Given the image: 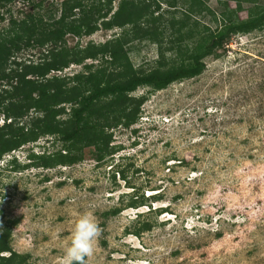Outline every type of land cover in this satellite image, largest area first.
<instances>
[{
	"label": "rangeland",
	"instance_id": "1",
	"mask_svg": "<svg viewBox=\"0 0 264 264\" xmlns=\"http://www.w3.org/2000/svg\"><path fill=\"white\" fill-rule=\"evenodd\" d=\"M53 1L33 13L59 16L62 0ZM229 4L247 18L245 5ZM208 5L216 9L217 2ZM28 9L20 3L0 9V32L8 35L12 28L9 11L21 20ZM119 32L100 28L81 40L71 37L68 46L102 44ZM130 48L137 69L155 66V44L135 41ZM22 54L18 60L40 57L36 50ZM219 54L205 59L206 70L195 79L153 93L138 89L134 96L148 97L142 117L128 130H114L112 145L122 149L103 164L87 149L73 166L6 170L13 158L21 166L29 163L30 149L53 151L46 138L6 155L0 162V211L19 220L14 250L30 254L29 264H60L74 224L87 213L100 234L85 264H264V29L237 35ZM82 69L71 65L50 77ZM119 167L125 180L114 176ZM134 193L160 198L127 207ZM120 207L119 215L105 217ZM161 208L167 212L159 216ZM140 221L153 228L137 237L132 233Z\"/></svg>",
	"mask_w": 264,
	"mask_h": 264
},
{
	"label": "trees",
	"instance_id": "2",
	"mask_svg": "<svg viewBox=\"0 0 264 264\" xmlns=\"http://www.w3.org/2000/svg\"><path fill=\"white\" fill-rule=\"evenodd\" d=\"M91 1L62 0L59 16L45 19L33 12L44 3L48 8L53 0H0V9L11 3L33 8L21 20L9 11L12 28L8 35L0 32V114L4 117L0 162L44 138L53 149L50 152L44 146L42 154H30V165H18L13 159L6 170L73 166L84 160L87 149L98 165L114 158L122 149L112 145L114 130H128L142 117L148 97L134 96L138 89L153 93L195 79L205 72V59L219 58L234 37L264 29L262 0H216V9L208 5L209 0H119L115 10L116 0ZM229 1L245 5L247 18H240ZM100 28L121 32L102 44L68 46L71 37L81 40ZM135 41L157 46L155 66L149 70L137 69L130 58ZM26 50H36L40 57L37 61L18 60ZM89 60L92 63L87 64ZM71 65L83 69L69 77H50ZM125 173L119 167L114 176L125 180ZM159 198L134 193L127 207L139 208ZM161 209L159 216L167 212ZM122 210L115 208L105 217L117 216ZM18 223L0 211V264H29L31 255L18 253L12 246ZM139 224L132 233L137 237L153 228L149 221Z\"/></svg>",
	"mask_w": 264,
	"mask_h": 264
},
{
	"label": "clouds",
	"instance_id": "3",
	"mask_svg": "<svg viewBox=\"0 0 264 264\" xmlns=\"http://www.w3.org/2000/svg\"><path fill=\"white\" fill-rule=\"evenodd\" d=\"M30 154L38 153L30 149L27 155L29 163L26 165L32 163V160L29 158ZM13 159L16 160V158ZM99 234L100 228L92 216L87 213L81 215L74 224L69 238L70 243L60 258V264H85V260L95 253V245Z\"/></svg>",
	"mask_w": 264,
	"mask_h": 264
}]
</instances>
